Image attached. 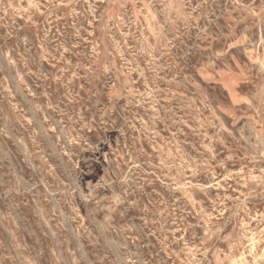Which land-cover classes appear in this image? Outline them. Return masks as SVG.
Instances as JSON below:
<instances>
[{"label":"rangeland","instance_id":"rangeland-1","mask_svg":"<svg viewBox=\"0 0 264 264\" xmlns=\"http://www.w3.org/2000/svg\"><path fill=\"white\" fill-rule=\"evenodd\" d=\"M0 264H264V0H0Z\"/></svg>","mask_w":264,"mask_h":264}]
</instances>
